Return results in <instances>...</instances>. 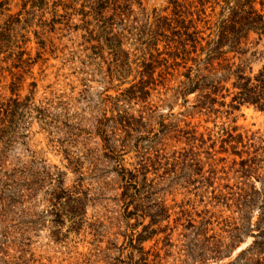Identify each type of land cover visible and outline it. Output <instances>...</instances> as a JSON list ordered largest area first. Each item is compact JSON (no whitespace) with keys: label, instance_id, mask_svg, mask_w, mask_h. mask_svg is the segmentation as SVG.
<instances>
[{"label":"rangeland","instance_id":"rangeland-1","mask_svg":"<svg viewBox=\"0 0 264 264\" xmlns=\"http://www.w3.org/2000/svg\"><path fill=\"white\" fill-rule=\"evenodd\" d=\"M173 1L143 0V7L151 18L155 12L172 16ZM217 1L219 5H208L202 16L211 23L198 25L205 39L214 38L215 23L228 16V11L223 13L227 0ZM256 1V8L261 10V0ZM7 9V17L18 16L22 21L13 36L23 59L31 63L26 66L17 95L24 100L32 93L37 107L51 102L56 108L60 105L52 114L60 116L68 128L63 126L61 133L49 131L34 111L7 148L2 159L5 171L26 170L30 181L36 183V191L23 190L19 211L5 215L0 264L250 262L247 251L261 240L257 236L264 198V112L245 104L228 116V105L238 91L232 85L235 79L222 83L212 114L195 115L193 119L181 116L190 111L185 100L163 86H155L146 102L131 104L129 117L135 127L123 133L121 125H115V102H106L107 96H119V83L105 88L100 77L92 74L98 71L99 61L82 74L84 32L56 25L43 38L36 37L39 24L24 20L19 0H13ZM164 46L159 44L160 52ZM124 49L133 54L134 65L122 90L130 87L137 71L141 72L134 48ZM245 50L242 60L246 74L253 78L264 68V36L252 34ZM2 55L0 71L7 66ZM234 56L232 53L227 58ZM184 72L180 69L181 75ZM215 78L221 80V74ZM180 80L169 86H178ZM11 81L8 72L0 80V96L5 100L12 97ZM186 100L193 106L195 94ZM187 124L197 128L198 137L204 136L206 142L188 143L174 131L187 130ZM228 128L234 135H243L241 144L230 148L224 142ZM249 166L258 172L247 177L244 171ZM59 171L64 174L65 189L83 187L80 192L86 196V213L78 227L69 218L57 224L51 214L54 174ZM124 172L137 175L145 188L146 199L137 210L136 203L129 204L123 193ZM248 192L260 199L249 210L242 209L237 201Z\"/></svg>","mask_w":264,"mask_h":264},{"label":"trees","instance_id":"trees-1","mask_svg":"<svg viewBox=\"0 0 264 264\" xmlns=\"http://www.w3.org/2000/svg\"><path fill=\"white\" fill-rule=\"evenodd\" d=\"M12 1L0 0V55L3 54L7 65L0 71V80L6 72L12 75L9 85L12 97L5 100L0 96L1 238L6 234L3 228L5 215L19 211L25 197L23 190L29 193L36 191V183L30 181V174L26 170L14 169L10 173L4 169L2 159L6 157L7 148L17 137V130L21 124L27 122V116H31L34 111L38 113L45 129L61 133L63 129L68 128V124L60 120V116L52 114V111L60 109V105L56 108L51 102L37 107L34 105L32 93L24 100L17 95L22 88L26 66L31 63L23 59L24 53L19 52L20 44L13 36L17 32V24L22 22L21 19L17 18L18 16L6 15L7 7ZM19 3L25 21L37 20L39 31L35 32L36 37L43 38L44 34L55 30L56 25L67 27L66 30L72 28L84 32L86 46L83 50L82 74H86V70L99 61L98 71L95 70L92 74L100 77L101 82L106 85L105 88L119 83V96H107L106 102H115V125H121L123 133L133 131L132 128L135 127L133 118L129 117L131 104L136 101L146 102L155 91V86H163L177 98L185 100L184 105L190 106V111L181 116L193 119L195 115L212 114L213 106L218 101L217 96L220 90H223L222 83H229L234 78L235 83L232 85L238 91L228 105V116L245 104L264 112V68L252 78L246 74V65L242 60L250 36H264V0L259 3L261 10L256 8V0H227L223 13L228 11V16L215 23L214 38L208 37L209 39L202 37L203 32L199 30L198 25L205 21L202 16H205L208 5H219L217 0H174L172 16H160L155 12L154 18L145 13L143 0H19ZM214 10L215 8L212 11ZM75 19L77 24L73 23ZM205 23L211 22L207 20ZM73 25L77 26L73 28ZM161 43L165 44L162 52L159 50ZM127 46L134 48V56L139 61L137 67L141 68V72L136 70L137 77L130 82L129 88L122 90L133 73L134 65L131 62L133 54L124 49ZM232 53L235 56L227 58ZM103 66L105 68H102ZM180 69L185 71L182 75ZM14 70L18 72L13 73ZM157 70L161 73L158 74ZM220 74L221 80L216 81L215 77ZM179 77L181 80L178 86L171 88L169 83L178 81ZM31 86L35 87L36 84L32 83ZM85 87L88 90L89 87ZM191 94H195L193 106L186 100ZM136 125L139 127L140 123ZM190 125H186L187 130L177 128L174 131L188 143L206 142L204 136L198 137L197 128ZM116 130L119 129L115 128L114 131ZM226 135L224 142L228 143L230 148L243 142V135H234L229 128ZM222 139L225 138L222 136ZM257 172L256 168L249 166L245 169L244 176L246 174L249 177ZM136 173L139 174L140 170ZM54 175L51 214L57 219V224L69 218L74 227H78L83 224L86 213V196L80 192L83 187L79 185L73 191H68L63 186L64 174L59 171ZM123 179V193L130 199L129 204L136 203L137 210L146 199L143 197L145 188L140 186L137 175L131 172H124ZM262 199V218L257 236L261 240H256L253 247L247 251L246 254H250V262L246 264H264V198ZM259 200L257 194L248 192L241 195L237 201L242 209L249 210L259 203Z\"/></svg>","mask_w":264,"mask_h":264}]
</instances>
